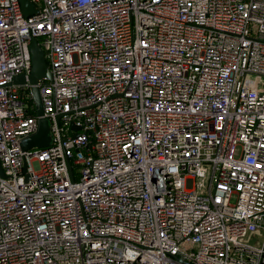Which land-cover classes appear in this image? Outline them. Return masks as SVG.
<instances>
[{"label": "built area", "instance_id": "obj_1", "mask_svg": "<svg viewBox=\"0 0 264 264\" xmlns=\"http://www.w3.org/2000/svg\"><path fill=\"white\" fill-rule=\"evenodd\" d=\"M30 1L0 0V264H264V0Z\"/></svg>", "mask_w": 264, "mask_h": 264}, {"label": "water", "instance_id": "obj_2", "mask_svg": "<svg viewBox=\"0 0 264 264\" xmlns=\"http://www.w3.org/2000/svg\"><path fill=\"white\" fill-rule=\"evenodd\" d=\"M18 3L23 16L28 17L37 13L35 5L30 0H18ZM29 53L30 70L28 75L26 77L23 75L15 76L10 83L12 86L28 85L30 99L34 107L35 116L37 117L35 132L27 137H24L18 142L19 148L22 151H26L31 148H47L51 144L50 123L43 116L41 96L39 92V85L41 82L51 81V72L47 66L44 52L35 38L30 41ZM71 128L75 131L79 129L75 127L74 124H71ZM68 171L70 177L72 178L70 164H68ZM0 175H2L1 168ZM173 260L177 264H191L180 257H174Z\"/></svg>", "mask_w": 264, "mask_h": 264}, {"label": "rangeland", "instance_id": "obj_3", "mask_svg": "<svg viewBox=\"0 0 264 264\" xmlns=\"http://www.w3.org/2000/svg\"><path fill=\"white\" fill-rule=\"evenodd\" d=\"M195 184H196V186H200V184H201V180H196V181H195Z\"/></svg>", "mask_w": 264, "mask_h": 264}]
</instances>
